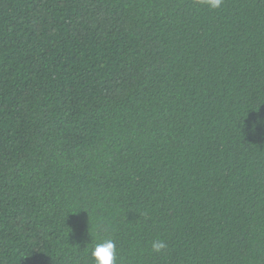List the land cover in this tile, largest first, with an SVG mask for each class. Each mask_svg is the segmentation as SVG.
Here are the masks:
<instances>
[{"label": "trees", "instance_id": "obj_1", "mask_svg": "<svg viewBox=\"0 0 264 264\" xmlns=\"http://www.w3.org/2000/svg\"><path fill=\"white\" fill-rule=\"evenodd\" d=\"M107 239L264 264V0H0V264Z\"/></svg>", "mask_w": 264, "mask_h": 264}, {"label": "clouds", "instance_id": "obj_2", "mask_svg": "<svg viewBox=\"0 0 264 264\" xmlns=\"http://www.w3.org/2000/svg\"><path fill=\"white\" fill-rule=\"evenodd\" d=\"M223 0H204V3L210 9H218L221 7ZM151 247L154 252H160L166 248V243L163 240H153ZM91 256L94 264H116L117 249L113 240L107 239L102 243L95 244L91 251Z\"/></svg>", "mask_w": 264, "mask_h": 264}]
</instances>
